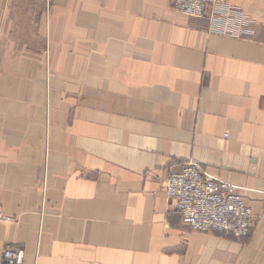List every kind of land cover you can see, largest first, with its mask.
<instances>
[{
  "label": "crops",
  "instance_id": "0c3cea01",
  "mask_svg": "<svg viewBox=\"0 0 264 264\" xmlns=\"http://www.w3.org/2000/svg\"><path fill=\"white\" fill-rule=\"evenodd\" d=\"M229 37L171 0H0L1 229L21 264H264V217L190 228L188 161L264 216V0Z\"/></svg>",
  "mask_w": 264,
  "mask_h": 264
},
{
  "label": "built area",
  "instance_id": "2783aa9c",
  "mask_svg": "<svg viewBox=\"0 0 264 264\" xmlns=\"http://www.w3.org/2000/svg\"><path fill=\"white\" fill-rule=\"evenodd\" d=\"M171 4L189 17H208L212 33L229 37L249 33L245 26L252 19L230 0H171ZM166 194L194 231L226 233L243 238L250 235L264 217L254 211L233 185L211 177L194 161L186 162L169 175ZM12 221L14 218L0 209V238L2 226ZM4 258L7 264H21L24 251L8 246Z\"/></svg>",
  "mask_w": 264,
  "mask_h": 264
}]
</instances>
